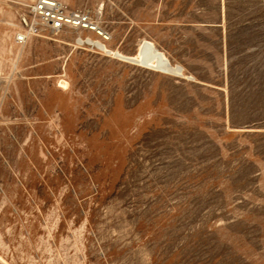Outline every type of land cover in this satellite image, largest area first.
Masks as SVG:
<instances>
[{"label": "rangeland", "instance_id": "374dc122", "mask_svg": "<svg viewBox=\"0 0 264 264\" xmlns=\"http://www.w3.org/2000/svg\"><path fill=\"white\" fill-rule=\"evenodd\" d=\"M0 0V256L264 264V0H61L109 33L18 42Z\"/></svg>", "mask_w": 264, "mask_h": 264}, {"label": "built area", "instance_id": "2783aa9c", "mask_svg": "<svg viewBox=\"0 0 264 264\" xmlns=\"http://www.w3.org/2000/svg\"><path fill=\"white\" fill-rule=\"evenodd\" d=\"M66 29L95 34L99 40L79 37L76 42L81 47H92L106 52V42L110 35L92 15L84 10H72L61 0H37L22 19V30L18 34V42L26 43L32 37L45 34L58 35ZM0 264H11L0 256Z\"/></svg>", "mask_w": 264, "mask_h": 264}]
</instances>
